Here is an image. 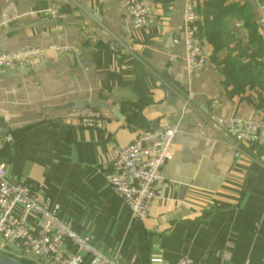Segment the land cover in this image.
Segmentation results:
<instances>
[{"label": "crops", "instance_id": "obj_1", "mask_svg": "<svg viewBox=\"0 0 264 264\" xmlns=\"http://www.w3.org/2000/svg\"><path fill=\"white\" fill-rule=\"evenodd\" d=\"M144 1L147 23L136 30L126 0H0V55L76 50L0 71V129L34 127L10 144L0 138V165L117 264H222L223 255L264 264L261 147L241 146L235 158L226 140L231 120L264 126V0L195 1L206 61L192 75L184 0ZM87 113L104 124H81ZM164 127L175 132L173 156L146 221L136 222L105 175L139 133ZM64 252L76 248L66 242ZM0 254L33 264L9 246Z\"/></svg>", "mask_w": 264, "mask_h": 264}, {"label": "built area", "instance_id": "obj_2", "mask_svg": "<svg viewBox=\"0 0 264 264\" xmlns=\"http://www.w3.org/2000/svg\"><path fill=\"white\" fill-rule=\"evenodd\" d=\"M195 1L184 0L182 14L184 64L189 75L201 71L206 61L197 27L199 16ZM125 9L134 29L146 25L148 8L144 0H126ZM49 14L56 16L55 11ZM118 48L115 41L109 46L115 53ZM49 52L61 56L76 50L52 44L45 49L1 54L0 71L42 60ZM80 122L85 126L104 124L98 113L84 114ZM174 133L170 127L149 128L139 133L131 144L117 152L112 172L105 175L109 188L128 207L136 222H144L148 217L163 169L173 156ZM227 135L235 158L243 155L241 146L258 144L261 154L257 162L264 168V126L246 120H231ZM0 138L4 144L13 141L8 129H0ZM17 209H20V215L15 214ZM66 242L75 246V253L64 252ZM0 244L12 248L20 260L33 264H117L93 246L89 237L80 236L66 226L59 218V208L42 202L34 185L12 182L3 165H0ZM177 264L186 262L181 259ZM222 264H230L228 256L223 255Z\"/></svg>", "mask_w": 264, "mask_h": 264}, {"label": "trees", "instance_id": "obj_3", "mask_svg": "<svg viewBox=\"0 0 264 264\" xmlns=\"http://www.w3.org/2000/svg\"><path fill=\"white\" fill-rule=\"evenodd\" d=\"M253 34H254V37L256 39V43H258L260 41L259 37L257 36V34H255V33H253ZM257 49H258V45H257ZM32 129H34V127H26V128H23L21 130H18V131L11 133L12 137H13V141H17V140L23 138L28 133H30ZM22 264H24V262Z\"/></svg>", "mask_w": 264, "mask_h": 264}, {"label": "water", "instance_id": "obj_4", "mask_svg": "<svg viewBox=\"0 0 264 264\" xmlns=\"http://www.w3.org/2000/svg\"><path fill=\"white\" fill-rule=\"evenodd\" d=\"M3 126H4L3 122L2 120H0V128H2ZM0 264H21V263L17 260L11 259L7 256H3L0 254Z\"/></svg>", "mask_w": 264, "mask_h": 264}]
</instances>
